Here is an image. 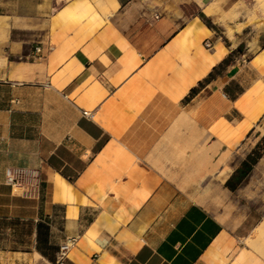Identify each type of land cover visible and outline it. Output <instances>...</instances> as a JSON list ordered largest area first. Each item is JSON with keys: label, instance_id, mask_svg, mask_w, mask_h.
<instances>
[{"label": "crops", "instance_id": "0c3cea01", "mask_svg": "<svg viewBox=\"0 0 264 264\" xmlns=\"http://www.w3.org/2000/svg\"><path fill=\"white\" fill-rule=\"evenodd\" d=\"M240 2L0 0V223L32 220L51 264L70 238L66 264H264L191 196L264 131V11Z\"/></svg>", "mask_w": 264, "mask_h": 264}, {"label": "rangeland", "instance_id": "374dc122", "mask_svg": "<svg viewBox=\"0 0 264 264\" xmlns=\"http://www.w3.org/2000/svg\"><path fill=\"white\" fill-rule=\"evenodd\" d=\"M259 5H263V3L259 4V0H241L236 8L242 6L243 9L248 10L249 22L254 23L258 19L256 14ZM262 127H258L248 141L231 154L234 166L240 167L250 159V156L254 158L262 154L263 157L253 165L250 173L242 181L236 177L231 180L230 185H237L236 189L225 187L228 173L232 171L229 165H225L221 171L218 169V173L206 181V184H198L191 196L220 216L236 246L247 249L264 262V241L255 240L256 230L264 226V131ZM27 211L30 212V210ZM32 228V220L26 218H12L0 223V247L10 251L18 249L21 252L30 253L11 257L0 256V264H51L34 251ZM17 229L24 235V241L18 243L15 231Z\"/></svg>", "mask_w": 264, "mask_h": 264}, {"label": "built area", "instance_id": "2783aa9c", "mask_svg": "<svg viewBox=\"0 0 264 264\" xmlns=\"http://www.w3.org/2000/svg\"><path fill=\"white\" fill-rule=\"evenodd\" d=\"M156 17H159L158 15ZM211 47V43H206ZM39 51V48H37ZM85 114H88L85 112ZM91 115V114H89ZM39 182V172L26 168H11L7 171V184L12 187H34ZM78 238H70L59 246L55 264H66V260L75 247Z\"/></svg>", "mask_w": 264, "mask_h": 264}, {"label": "trees", "instance_id": "16d2710c", "mask_svg": "<svg viewBox=\"0 0 264 264\" xmlns=\"http://www.w3.org/2000/svg\"><path fill=\"white\" fill-rule=\"evenodd\" d=\"M249 158L250 159L245 161L243 166L237 170L236 175L234 176L236 178H239L240 181H242V179H244L250 173L253 165L256 164L260 158H262V154H258L254 158L250 156ZM230 182L231 181L227 183V186H229L232 190L236 189L237 185L231 186ZM48 238H49V227L43 223H40L38 225V241H39L38 250L49 260L54 261V253L57 248L49 244ZM58 250L59 249H57V251Z\"/></svg>", "mask_w": 264, "mask_h": 264}, {"label": "bare ground", "instance_id": "6f19581e", "mask_svg": "<svg viewBox=\"0 0 264 264\" xmlns=\"http://www.w3.org/2000/svg\"><path fill=\"white\" fill-rule=\"evenodd\" d=\"M261 3H263V5H259L258 6V9L259 10H261V11H264V0H259V4H261ZM232 9V8H231ZM258 10V11H259ZM207 12H208V14H213V10H207ZM230 12V11H229ZM237 13V12H236ZM263 14V13H262ZM235 10L233 9L226 17H225V19H231V18H233V17H235ZM257 15V14H256ZM263 16V15H262ZM257 18V17H256ZM224 19V20H225ZM224 22V21H223ZM254 237V236H253ZM255 240H257L258 242L259 241H264V226H263V228H259V230H256V239ZM254 240V241H255ZM257 250H258V248H257Z\"/></svg>", "mask_w": 264, "mask_h": 264}]
</instances>
